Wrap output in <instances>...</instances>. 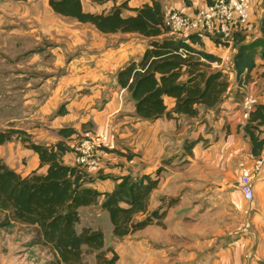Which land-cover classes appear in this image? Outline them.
<instances>
[{
	"label": "crops",
	"instance_id": "obj_1",
	"mask_svg": "<svg viewBox=\"0 0 264 264\" xmlns=\"http://www.w3.org/2000/svg\"><path fill=\"white\" fill-rule=\"evenodd\" d=\"M49 1L0 0L6 4L1 7L3 11L9 10L0 12L3 40L0 59H4V52L11 51L12 45L21 49L22 55L32 53L31 59L13 62L11 67H6V61H0V69L4 71L21 69L12 78L0 80L1 92L7 101L9 97L15 98L19 116L30 118L24 124L10 115L7 123L16 124L8 130L24 132L33 142L45 146L63 143L69 151L64 153L62 161L70 167L74 166L72 149L83 133L107 135L113 150L105 151L95 169L84 171L94 180L89 187L103 194L113 190L118 178L142 175L158 178L148 211L162 207L166 211L164 226H149L126 236L133 239L137 235L136 242L144 241L145 262L131 258L135 264H264V148L259 156H252L250 142L242 131V96L235 89L232 47H219L210 39H201L203 51L221 60L217 70L227 74L230 85L228 94L217 107L200 109L213 130L202 132L203 139L208 140L205 146L196 142L189 149L186 119L196 121L198 117L190 119L172 114V119L142 121L135 114L129 93L117 83L118 72L129 62L140 60L150 39L137 34H102L90 24L54 14ZM158 1L164 14L177 11L187 16L206 5V0ZM123 2L127 9L123 10L122 17H129L150 0H114L101 5L81 0V5L84 13L100 15ZM248 2L249 23L240 29L248 36L247 41L261 37L260 23L264 16V0ZM45 33L51 39L59 34L68 41L58 46L53 39L52 49L41 50L40 39ZM192 47L199 50L197 46ZM49 53L54 55L53 59L45 61ZM29 65L43 72V81L38 82L36 76L27 78L25 70ZM263 87L264 58H257L246 93L256 97L259 105H264ZM164 102L167 112H171L174 101L165 98ZM64 128L74 130L75 134L68 138L59 136L57 132ZM0 160L23 178L34 172H46V167H39L38 156L17 139L0 145ZM165 161L169 167L163 166ZM241 161L248 166L253 179L254 199L250 203L243 200L237 189ZM161 169L164 172L160 177ZM164 198L175 203L166 209ZM102 201L103 198L97 206L79 210L77 231L79 227L98 230L92 220L107 217L100 210ZM93 211L92 218L88 217L87 224L83 225V215ZM140 219L142 216L137 217ZM30 230L19 225L8 232L0 231V238L14 236L13 241H18L25 233L31 237ZM144 231L146 235L141 237Z\"/></svg>",
	"mask_w": 264,
	"mask_h": 264
},
{
	"label": "trees",
	"instance_id": "obj_2",
	"mask_svg": "<svg viewBox=\"0 0 264 264\" xmlns=\"http://www.w3.org/2000/svg\"><path fill=\"white\" fill-rule=\"evenodd\" d=\"M87 1L101 5L114 0ZM49 7L54 14L90 24L105 35L137 34L150 39L140 60L129 62L117 74L119 87L129 93L135 114L142 121L172 119V114L197 118L200 109L217 107L229 92L227 74L212 68L213 64L220 65L221 60L203 51L201 39L170 34L158 0H150L129 17H122L126 2L100 15L84 13L81 0H50ZM240 31L232 38L235 51L232 69L237 84L241 79L248 84L256 59L264 58V16L260 23L261 37L247 41L248 36ZM165 98L174 101L171 112H167ZM242 131L250 142L251 155L259 156L264 148V105H257L250 113ZM57 133L68 138L75 131L64 128ZM13 139L33 151L38 156L39 167H46V172H34L23 178L0 160V231L8 232L19 225L30 228L32 236L26 247L45 250L52 258L50 264H85L86 255H94L96 264L117 263L116 252L105 249L101 230H76L79 210L97 206L101 198L100 210L107 213L113 238L122 239L149 226H164L166 211L162 207L148 211L158 178L150 175L118 178L113 190L103 194L89 187L94 180L84 171L63 164L62 156L69 151L63 143L45 146L33 142L24 132L0 131V145ZM174 203L175 200H170L168 207ZM138 216L142 219L137 220Z\"/></svg>",
	"mask_w": 264,
	"mask_h": 264
},
{
	"label": "built area",
	"instance_id": "obj_3",
	"mask_svg": "<svg viewBox=\"0 0 264 264\" xmlns=\"http://www.w3.org/2000/svg\"><path fill=\"white\" fill-rule=\"evenodd\" d=\"M250 4L248 0H206V5L195 14L187 16L177 11L165 14V22L170 34L178 37L193 35L199 39L218 42L219 47H232L233 34L249 23ZM214 69H217V64ZM212 65V66H213ZM213 68V67H212ZM248 84L241 79L235 89L242 95L240 118L242 128L250 113L259 105L256 97L246 92ZM107 135L97 132H85L72 149L74 166L82 171L95 169L105 151H111ZM239 177L237 189L246 203L254 199L253 179L248 166L241 161L238 164ZM251 258V253L248 255Z\"/></svg>",
	"mask_w": 264,
	"mask_h": 264
},
{
	"label": "rangeland",
	"instance_id": "obj_4",
	"mask_svg": "<svg viewBox=\"0 0 264 264\" xmlns=\"http://www.w3.org/2000/svg\"><path fill=\"white\" fill-rule=\"evenodd\" d=\"M5 3L0 2V12H9V10L5 9L6 11H3L1 8L2 5ZM6 5V4H5ZM12 11V10H11ZM51 12V11H50ZM31 25V23H29ZM5 38V36H4ZM53 39L57 40L58 46H60V43H65L68 40L63 37L62 35L55 34L53 35ZM53 39L48 37V33H45L44 35H41V43L39 44L41 50L47 51L49 48L52 49L53 44L55 42ZM212 41V40H211ZM213 42V41H212ZM0 44H3L2 36H0ZM28 49V48H27ZM26 49V52L28 51ZM11 51L4 52L3 57L4 59H0V61H6V67H11V65L14 63H18L23 61V59H31L30 54L22 55L21 49H18L17 46L12 45ZM63 52V51H61ZM29 53V52H28ZM60 54V53H59ZM22 55V56H21ZM63 55H66L63 52ZM52 53H49V55H46L45 61H50L53 59ZM42 60V59H41ZM38 64H41V61L37 62ZM35 63L34 66L37 65ZM22 63H20L21 65ZM5 69H0V80L6 79V78H12L14 75H17L19 72H21V69L18 68H12L7 71H4ZM27 78H35V76L38 79H42L45 77L42 71L37 69H32V65H29V67L25 70ZM39 77V78H38ZM2 83L0 81V131H8L9 127H12L16 123H7V121L10 118V115L16 116L15 119H18L22 121L24 124L28 123V117L24 115H18L19 110L17 109L14 104L16 103L15 98H8V101L2 94ZM237 95H240L239 92H237ZM242 96V95H241ZM13 105V107H12ZM10 109V110H8ZM9 113V114H6ZM18 113V114H17ZM187 125V139H186V146L189 147L192 142H201L202 146H205L208 140H204L202 137V132L210 133L212 132V128L209 126V122L207 119L204 118L202 111L200 112V116L196 119V121L186 119ZM10 130V129H9ZM186 154H188L187 150H185ZM168 161H165L163 163V166H168ZM186 164V163H184ZM169 167V166H168ZM184 169H187V167H184ZM162 172H164L162 169L160 171V177L163 176ZM159 175V174H158ZM253 192H254V184H253ZM168 199L164 198L163 200V206L168 205ZM168 209V206L165 207ZM95 212L85 213L83 215V225L87 224L88 217L92 218V215ZM94 227L98 230H101L104 235V243H105V249H113L116 254L118 255V259L120 262L118 264H135V261H132L131 258H135L138 260H141V262H145L146 253H145V245L143 244L144 241L141 240L139 242H136L138 240H134V238L137 235H134L133 239H130L129 237H126L124 239H116L113 238L111 233V224L109 222L108 216L105 217V219L101 218V216L94 221ZM82 229L79 227L78 232H80ZM146 235L145 231L141 233V237H144ZM192 236V235H190ZM187 239L189 237V234L186 235ZM193 237V236H192ZM14 236L9 237L8 239L0 238V264H50L52 261V258L46 254L45 250H42L41 248H27V242L30 240L29 234L25 233L23 236V239H19L18 241H13ZM140 238V237H139ZM4 239V240H3ZM27 240V241H25ZM133 243V244H132ZM23 244V245H22ZM110 254H108V258H110ZM84 263L85 264H96L94 255H86L84 256Z\"/></svg>",
	"mask_w": 264,
	"mask_h": 264
}]
</instances>
